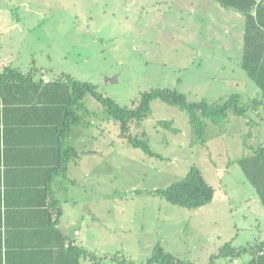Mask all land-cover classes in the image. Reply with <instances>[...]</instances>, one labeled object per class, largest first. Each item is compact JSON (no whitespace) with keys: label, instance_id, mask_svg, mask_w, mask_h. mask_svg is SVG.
I'll use <instances>...</instances> for the list:
<instances>
[{"label":"rangeland","instance_id":"rangeland-1","mask_svg":"<svg viewBox=\"0 0 264 264\" xmlns=\"http://www.w3.org/2000/svg\"><path fill=\"white\" fill-rule=\"evenodd\" d=\"M244 33V15L223 11L217 0H0V51L12 54L13 67L92 82L124 106L155 86L176 88L195 101L234 93L249 104L260 100V88L242 67ZM8 35L14 36L9 44ZM87 105L99 132L96 142L87 140L97 155L81 171L89 175L82 207L91 201L98 215L99 258L145 261L160 243L209 264L226 242L248 245L264 232V206L239 163L264 145L262 107L253 104L247 117L230 114L220 125L209 121L203 144L185 111L155 99L152 114L131 128L146 131L158 158L122 138L96 98L89 96ZM160 120H173L180 132ZM192 166L215 188L211 204L190 209L153 193Z\"/></svg>","mask_w":264,"mask_h":264},{"label":"crops","instance_id":"crops-1","mask_svg":"<svg viewBox=\"0 0 264 264\" xmlns=\"http://www.w3.org/2000/svg\"><path fill=\"white\" fill-rule=\"evenodd\" d=\"M8 36L9 44L14 36ZM11 57L0 51V72ZM18 69L45 83L58 76ZM6 81L0 78V264H119L94 252L98 215L91 201L82 207L89 175L81 171L97 155L87 142H96L99 132L92 110L85 121L60 132L64 112L50 103L53 95L43 85ZM262 240L264 232L254 242ZM79 248L90 254L81 255ZM250 257L245 253L215 264H247Z\"/></svg>","mask_w":264,"mask_h":264},{"label":"trees","instance_id":"trees-1","mask_svg":"<svg viewBox=\"0 0 264 264\" xmlns=\"http://www.w3.org/2000/svg\"><path fill=\"white\" fill-rule=\"evenodd\" d=\"M217 1L223 7L235 9L246 17L242 67L262 92L261 99H254L251 104L245 102L239 93L219 101L208 99L195 101L190 100L185 93L176 88L155 86L142 91L131 106H124L112 97L99 92L96 84L68 74L61 73L49 83H45L43 80L35 81L31 72L24 74L18 68L7 65L0 72V78L4 81L16 80V83L13 82L15 84L28 81L34 86L43 85L44 89L53 95L50 103L64 112L65 122L60 125V132L63 133L68 132L72 125L85 121L89 116L91 110L87 105V98L90 96L100 101L106 112L119 124L122 138L151 157L163 158L152 149L146 131L142 134L133 133L131 128L132 123L139 124L152 114L153 100L161 99L188 114L196 140L205 144L209 121L220 125L229 118L230 114L247 117L253 104L254 108L264 109V0ZM158 124L173 133L180 132V129L174 126L173 120H160ZM239 163L250 183L258 191L264 206V145L255 148L250 156L240 158ZM153 193L163 196L172 204L197 209L212 203L215 188L207 181L198 166H192L184 178L173 182L167 188L155 189ZM79 250L81 255L90 254L84 248ZM245 253L251 256L247 264H264V240L242 246H235L230 241L226 242L212 254L209 264H215L218 259L234 258ZM91 256L94 257V253H91ZM112 258L119 264H198L170 250L167 251L160 243L154 246L151 256L145 261H136L119 254L113 255Z\"/></svg>","mask_w":264,"mask_h":264}]
</instances>
